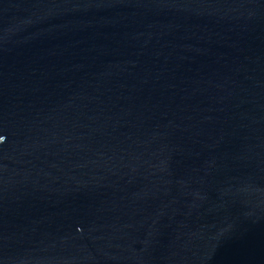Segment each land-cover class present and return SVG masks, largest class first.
Masks as SVG:
<instances>
[{"label":"water","instance_id":"water-1","mask_svg":"<svg viewBox=\"0 0 264 264\" xmlns=\"http://www.w3.org/2000/svg\"><path fill=\"white\" fill-rule=\"evenodd\" d=\"M0 264H264V0H0Z\"/></svg>","mask_w":264,"mask_h":264}]
</instances>
